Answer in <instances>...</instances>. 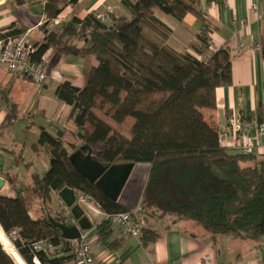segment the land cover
I'll use <instances>...</instances> for the list:
<instances>
[{
  "label": "trees",
  "instance_id": "16d2710c",
  "mask_svg": "<svg viewBox=\"0 0 264 264\" xmlns=\"http://www.w3.org/2000/svg\"><path fill=\"white\" fill-rule=\"evenodd\" d=\"M72 1H47L41 27L46 33L35 44L32 61H41L51 50L61 57L95 63L83 89L63 80L54 92L59 102L71 108L69 119L75 126L71 142L37 126L39 137L32 149H48L47 170L31 173V186L24 197L0 195V228L9 238L16 233L12 243L19 254L6 251L0 241V264H33L34 257L40 264L66 260L48 258L31 247L47 241L60 252L69 250L60 230L48 219L60 221L48 206L52 193L71 189L92 197L103 213L124 212L69 163L72 153L81 149L86 154L87 148L101 164L150 165L140 202L147 222L171 217L190 221L214 239L228 236L257 242L263 238L264 161L221 146L218 132L201 113L202 109H215L216 89L231 84L229 49L220 47L206 59L178 52L166 44L170 30L159 19L166 15L180 22L193 15L203 24L197 36L207 49L213 24L200 11L199 0H122L129 17L109 14L110 23L104 24L89 13L47 30ZM13 3L20 7L28 0ZM26 31L20 24L12 25L3 30L0 40L20 37ZM260 55L264 60V47ZM253 115L264 122V106L258 105ZM15 121L11 106L0 125V136ZM3 180L16 183L12 174ZM110 229L102 220L95 226L94 236L98 244L114 249L122 240H110ZM140 236L146 245L155 232L147 227Z\"/></svg>",
  "mask_w": 264,
  "mask_h": 264
},
{
  "label": "crops",
  "instance_id": "0c3cea01",
  "mask_svg": "<svg viewBox=\"0 0 264 264\" xmlns=\"http://www.w3.org/2000/svg\"><path fill=\"white\" fill-rule=\"evenodd\" d=\"M47 1L28 0L27 4L16 7L13 0H0V37L3 30L12 25L18 27L20 24L27 29L20 37H25L32 44L40 43L46 33L41 27L46 20L44 8ZM121 1L73 0L61 10L56 18L57 23L61 24L71 18L81 20L89 13L105 11H110L114 17H129ZM199 9L213 24L208 34L207 49L201 46L197 36L203 30V24L193 15H186L180 22L166 15L159 16V19L170 30L166 44L178 52H187L198 59H206L211 50L214 52L220 47L229 49L231 84L216 89L215 109H202L201 113L204 120L230 143L232 134L228 127V118L236 114L246 121L259 123L253 113L258 105L264 106V60L260 55V49L264 47V0H199ZM52 28L49 25L47 30ZM44 56L47 67L54 54L48 50ZM94 63L92 59L60 56L50 66L51 76H46L43 87L38 90L26 85L27 82L33 83L28 78L9 73L4 68L0 69V125L10 112L11 106L16 111V120L35 118L31 114H37L36 119L42 120L39 125L31 122L29 127L36 128L37 131L24 142L11 130L0 136V177L3 179L5 175L12 174L16 179L14 185L4 181L0 190L1 196L15 198L17 195L24 197L28 193L31 182L24 183L21 178L23 170L19 173L17 169L23 167L29 177L33 172L42 173L47 170L50 158L48 149H32L39 137L37 126L51 136L60 134L58 137L71 142L72 133L75 131V126L69 119L71 108L59 102L54 92L63 80L83 89L86 86L87 73ZM250 135H253V131H250ZM252 156L257 161H264V145L257 147ZM34 165L38 170H33ZM58 193H52L49 201L52 204L49 207L52 215L60 219L59 222L78 227L77 221L70 214L71 208L64 205ZM78 195L79 193L74 192V203L71 207L82 205L77 202ZM86 207L91 212L90 241L95 264H264V237L257 242L240 241L228 236L214 239L190 221H174L171 217L148 222H155L156 229L151 228V225L148 227L155 232V238L146 245L142 244L141 236L127 235L118 226L112 225L110 240L121 239L122 243L114 249H108L98 244L94 236L95 226L102 221V213ZM29 214L33 220L36 218L33 212L29 211ZM69 243L65 242L68 249ZM57 258L66 259L63 264H73L69 250H63Z\"/></svg>",
  "mask_w": 264,
  "mask_h": 264
},
{
  "label": "built area",
  "instance_id": "2783aa9c",
  "mask_svg": "<svg viewBox=\"0 0 264 264\" xmlns=\"http://www.w3.org/2000/svg\"><path fill=\"white\" fill-rule=\"evenodd\" d=\"M109 14H111L110 11L101 13L94 12L96 19L104 24L109 23ZM57 22V19H55L50 24V28L54 24H58ZM36 50L37 47L35 44L30 43L25 37L0 40V69L4 68L9 73L26 77L36 84L45 83L46 75L44 69L46 59L43 56L41 61L33 62L32 55ZM211 53H213V50L209 52V55ZM227 123L231 130L232 140L228 143L226 138L219 134V143L221 146L230 147L242 155H251L257 147L264 145V122H249L242 120L236 114H232L228 118ZM250 131H253V135H250ZM77 202L78 204L86 205L100 211L102 213V220L107 221L111 226H118L128 235L139 237L141 231L150 227V225L151 228L156 229L155 222H152V224L147 222L140 204L134 211L106 214L100 210L99 204L87 194H79ZM91 233V229L82 231L79 238L73 241L72 246L69 247L73 264H95L90 241ZM15 235L16 233L13 232L10 237L11 239L5 236L12 241ZM31 247L35 253H43L48 258H55L61 254L58 247L51 245L47 241L33 243ZM33 264H40L36 257L33 258Z\"/></svg>",
  "mask_w": 264,
  "mask_h": 264
},
{
  "label": "water",
  "instance_id": "95a60500",
  "mask_svg": "<svg viewBox=\"0 0 264 264\" xmlns=\"http://www.w3.org/2000/svg\"><path fill=\"white\" fill-rule=\"evenodd\" d=\"M36 25V23H35ZM60 58L59 54H54L49 65L45 67L46 76H51V68ZM60 136V134H58ZM83 138L82 135H78ZM87 153L83 154L81 149L72 153L69 163L72 168L81 175L86 181L94 184L97 189L108 199L118 204L125 211H134L141 202L143 192L146 187L150 165H119L109 166L99 163L87 148ZM4 186V180L0 177V190ZM64 205L70 209L72 218L77 221V226H68L66 223L55 221L48 216L49 221L61 232V239L65 242L77 240L81 231L90 230L91 224L89 217L90 210L86 206L74 205V191L63 189L58 193ZM86 215V217H83ZM94 224L96 221H93Z\"/></svg>",
  "mask_w": 264,
  "mask_h": 264
},
{
  "label": "rangeland",
  "instance_id": "374dc122",
  "mask_svg": "<svg viewBox=\"0 0 264 264\" xmlns=\"http://www.w3.org/2000/svg\"><path fill=\"white\" fill-rule=\"evenodd\" d=\"M43 84L44 83H42V84H33V83H31V82H27V86L28 87H32V88H34V89H40V88H42L43 87ZM24 106H27V104L26 105H24ZM32 116H35V118L33 117L32 119H23V120H16L15 122H14V124H13V126H12V128H11V131L15 134V136L18 138V139H20L21 140V142H24L27 138H29L30 136H32L33 135V132L34 131H37L36 130V128H33V127H29L30 125H31V122L33 123V124H35V125H39L41 122H42V120L41 119H36V116H38L37 114H31ZM47 116H49V115H47ZM49 118V117H48ZM41 121V122H40ZM48 122V121H47ZM49 122H51V121H49ZM44 169V168H43ZM18 170V172L20 173V172H22V170H23V173L21 174V178H22V181L24 182V183H28L29 184V182H31L30 181V177H29V174L27 175L26 174V170L23 168V167H21V168H19V169H17ZM33 170H38L37 169V167L34 165V167H33ZM30 186V185H29ZM48 206L49 207H51L52 206V204L51 203H48ZM11 241V240H10ZM12 242V241H11ZM12 245H13V243H12ZM6 253V252H5ZM7 254V253H6ZM8 255V254H7Z\"/></svg>",
  "mask_w": 264,
  "mask_h": 264
},
{
  "label": "bare ground",
  "instance_id": "6f19581e",
  "mask_svg": "<svg viewBox=\"0 0 264 264\" xmlns=\"http://www.w3.org/2000/svg\"><path fill=\"white\" fill-rule=\"evenodd\" d=\"M5 238H6V240H5ZM5 238H4V235H3V232H2V230H1V228H0V241H1V243H2V245H3V247H4V249L6 250V251H8V252H16L17 254H18V252H17V250L15 249V247L12 245V243L10 242V240L5 236ZM19 255V254H18Z\"/></svg>",
  "mask_w": 264,
  "mask_h": 264
}]
</instances>
